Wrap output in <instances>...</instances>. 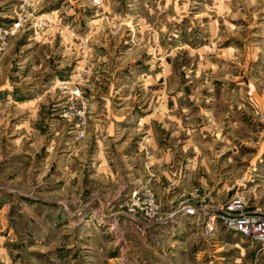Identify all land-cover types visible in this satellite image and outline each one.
<instances>
[{
	"label": "rangeland",
	"instance_id": "1",
	"mask_svg": "<svg viewBox=\"0 0 264 264\" xmlns=\"http://www.w3.org/2000/svg\"><path fill=\"white\" fill-rule=\"evenodd\" d=\"M0 30V264H217L206 213L264 209V0H0Z\"/></svg>",
	"mask_w": 264,
	"mask_h": 264
},
{
	"label": "built area",
	"instance_id": "2",
	"mask_svg": "<svg viewBox=\"0 0 264 264\" xmlns=\"http://www.w3.org/2000/svg\"><path fill=\"white\" fill-rule=\"evenodd\" d=\"M17 26L16 24L14 25ZM8 32L0 30V50L3 45V37ZM187 213L189 211H186ZM190 213V212H189ZM206 217L205 234L208 236L218 223L224 230L235 233L257 246L255 257L258 264L264 263V209L254 207L247 210L243 198L234 193L226 202L222 203L215 213Z\"/></svg>",
	"mask_w": 264,
	"mask_h": 264
},
{
	"label": "crops",
	"instance_id": "3",
	"mask_svg": "<svg viewBox=\"0 0 264 264\" xmlns=\"http://www.w3.org/2000/svg\"><path fill=\"white\" fill-rule=\"evenodd\" d=\"M217 230V227L214 229L213 234L211 235V237L209 239H207V241L205 242V246L207 248V251L209 253V257L210 259H212L214 262L216 261L217 264H220L221 261H223L227 256L224 254L225 252H227V250H229L230 248L235 250L236 248L239 249V254L240 256H243V252L246 249V247L241 248V239H244L242 237H240L239 235L226 231L223 229V233L221 234H216L215 231ZM228 235V237H239V240L236 242L232 239H224L225 235ZM226 240V241H225ZM249 242V241H248ZM249 245L252 246L253 244L249 242ZM250 246H248L247 248H249ZM226 248V249H224ZM216 264V263H215Z\"/></svg>",
	"mask_w": 264,
	"mask_h": 264
}]
</instances>
